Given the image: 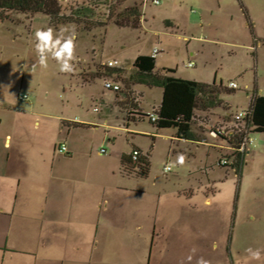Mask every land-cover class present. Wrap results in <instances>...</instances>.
I'll return each mask as SVG.
<instances>
[{"label":"rangeland","instance_id":"obj_1","mask_svg":"<svg viewBox=\"0 0 264 264\" xmlns=\"http://www.w3.org/2000/svg\"><path fill=\"white\" fill-rule=\"evenodd\" d=\"M158 1L156 7L152 0H60L61 21L3 13L8 30L20 41L0 30V108L65 120L97 119L96 130L75 137L80 134V142L85 141L86 166L92 156L108 172L104 191L112 208L102 221L107 219L102 254L109 264H197L200 257L209 264H246L247 248L264 249V136H251L244 155L241 140L229 137L230 130L213 140L194 127L202 143L172 142L176 130L161 131L143 114L160 107L162 91L140 85L134 63L158 50L159 76L216 85V104L207 105V114L231 127L234 114L248 110L253 92L264 98V0ZM133 8L142 15L138 30L123 27V16ZM48 27L76 30L73 72H59L49 58L47 69L37 64L31 73L38 59L35 32ZM110 62H118L119 69L105 70ZM105 79L119 84L121 94L106 91ZM230 83L239 88L233 95ZM20 95L29 98L28 104L19 101ZM134 149L150 158L148 178L125 175L121 159ZM178 154L186 157L183 165L176 163ZM169 165L172 171L166 173ZM86 232L82 228L72 234ZM89 247L86 241L74 253L52 250L39 261L59 255L67 264H86ZM250 264H264V253Z\"/></svg>","mask_w":264,"mask_h":264},{"label":"crops","instance_id":"obj_2","mask_svg":"<svg viewBox=\"0 0 264 264\" xmlns=\"http://www.w3.org/2000/svg\"><path fill=\"white\" fill-rule=\"evenodd\" d=\"M249 21L251 24V19ZM0 30L14 42L20 41L12 36L7 24L1 20ZM154 52L152 58L155 57ZM154 74L160 75L156 70ZM148 90L162 91L163 100L162 89ZM142 94L141 103L145 100V93ZM141 103L138 109L144 111ZM116 104L123 108L120 100ZM160 107L155 109L159 112ZM0 111L5 113L3 116L7 120L0 117V264H67V260L60 261L59 255L45 262L39 260H45L42 254L52 250L74 253L86 241L90 251L89 257L83 259L85 263L109 264L102 254L105 242L102 229L107 219L103 224L102 221L112 208H109L107 191H104L108 172L92 156H88L86 166L85 141L80 142L83 139L80 134L75 137L76 133L96 130L97 119L65 120L53 114L19 113L4 105ZM143 114L149 115L145 111ZM218 120L214 118V124ZM127 130L130 131L129 128ZM138 134L150 136L149 133ZM157 137L153 135L151 138L155 140ZM172 142L178 145L199 144L179 141L177 132L172 136ZM64 146L68 149L67 155L60 153ZM134 150L146 154L141 149ZM129 156L130 153L122 157L121 166L125 175L132 179ZM93 189L97 191L95 195L92 194ZM82 228H86V234H72V231Z\"/></svg>","mask_w":264,"mask_h":264},{"label":"trees","instance_id":"obj_3","mask_svg":"<svg viewBox=\"0 0 264 264\" xmlns=\"http://www.w3.org/2000/svg\"><path fill=\"white\" fill-rule=\"evenodd\" d=\"M6 12H17L24 15H46L51 19L61 21L62 8L60 0H0V20L4 21ZM124 28L132 27L138 30L142 22L141 11L138 8L131 9L127 15L123 16ZM134 69L138 73L139 84L148 88H160L164 91L163 100L159 111V121L156 124L151 123L148 116L146 119L155 125L161 131L176 130L177 139L184 142L202 143L197 135L193 133L192 118L194 113L203 109L207 112V105L214 106L217 95L213 86H207L194 82H186L172 78H166L155 75L156 59L152 57H140L134 64ZM168 75L174 74L172 71H164ZM232 92L229 95H233ZM218 97V95H217ZM203 104L204 107H200ZM135 115V114H134ZM252 132L251 136H264V98L257 97L254 104V114L252 116ZM204 143V142H203ZM244 157H241L238 169L241 170ZM149 158V156H148ZM240 161V159H239ZM145 171L137 173L129 158L130 169L132 175L138 178H147L150 171L149 159L145 161ZM126 163V162H124ZM126 165V164H125ZM144 165V164H143ZM225 167L224 165H220Z\"/></svg>","mask_w":264,"mask_h":264},{"label":"built area","instance_id":"obj_4","mask_svg":"<svg viewBox=\"0 0 264 264\" xmlns=\"http://www.w3.org/2000/svg\"><path fill=\"white\" fill-rule=\"evenodd\" d=\"M152 3L154 6L158 7L160 5V2L158 0H152ZM155 57L160 55V52L158 50H155L154 52ZM194 64L190 63L189 69H193ZM105 70H118L119 69V63L118 62H110L107 65H104L103 67ZM228 90L232 92L239 91L238 86L235 83H230L227 86ZM104 89L108 92L120 95L122 92V88L119 84L115 83L112 79H105L104 81ZM257 90V88H256ZM246 93H249L248 88L245 89ZM258 97V92L255 91L252 93L251 96L248 97L249 99V108L245 111H237L232 119V126L230 127L229 124H226L222 121H218V123L213 124L212 118L207 112L203 111L202 109L195 112L194 116L192 118V124L193 127H196L197 129L201 131L207 132L209 138L213 140H219L220 136L227 135L228 130H230L232 133L229 135V137H234V135L238 136V138L241 140L240 144V153L244 155V152L246 151L247 147L252 144L251 139V132L253 130L252 128V116L254 114V104L256 101V98ZM142 100V99H141ZM19 101L22 104H28L29 98L27 96L20 95ZM138 102V101H137ZM98 112V111H97ZM229 115V114H228ZM149 120L151 123L156 124L159 121V112L157 109H153V114L148 115ZM225 125H228L229 127H226ZM231 139V138H230ZM68 151L67 147H61L60 153L65 154ZM105 155V154H102ZM131 164L134 166V170L137 173H142L146 167H145V161L148 160V154H144L143 152L139 150H134L130 156ZM144 164V165H143ZM224 165V164H222ZM145 171V170H144ZM171 169L169 170V167L165 168L166 173H171Z\"/></svg>","mask_w":264,"mask_h":264},{"label":"clouds","instance_id":"obj_5","mask_svg":"<svg viewBox=\"0 0 264 264\" xmlns=\"http://www.w3.org/2000/svg\"><path fill=\"white\" fill-rule=\"evenodd\" d=\"M76 38L77 33L74 28L71 30L61 28L57 31L53 27H48L47 29L37 30L35 32V52L38 59L33 64L31 73L35 72L37 64L41 69H47L49 67V58L57 62L59 72H73L74 65L72 62L75 57ZM185 159L186 157L183 154H178L176 163L183 165ZM171 167L172 165H169V170ZM213 246L215 247V245ZM192 251L195 252L196 250L193 249ZM246 252L248 254L246 264H250L251 261H260L262 259L264 249H253L249 247L246 249ZM197 264H209V262L203 257H200Z\"/></svg>","mask_w":264,"mask_h":264}]
</instances>
